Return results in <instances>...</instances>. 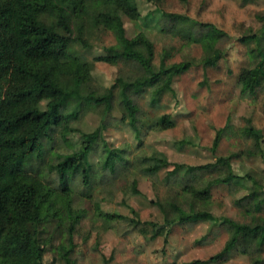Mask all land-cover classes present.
Instances as JSON below:
<instances>
[{"label":"rangeland","instance_id":"1","mask_svg":"<svg viewBox=\"0 0 264 264\" xmlns=\"http://www.w3.org/2000/svg\"><path fill=\"white\" fill-rule=\"evenodd\" d=\"M136 3L139 19L133 21L123 16L122 22L128 38L142 34L152 43V72L161 73L174 64H191L186 73L173 80L174 94H164L159 108H150L149 92L139 94L134 86L135 80L145 74L139 63L125 59L113 65L94 63L84 93L96 90L102 94L116 80L127 86L114 90L112 111L105 114L103 106L85 105L76 120L53 129L50 138L43 141L42 159L36 158L27 168L38 173L44 183L57 186L58 179L50 166L60 156L76 151L82 134L104 127L89 156L90 185L84 186L79 174L67 183L73 190L72 206L83 212L73 238L76 264H184L221 253L233 238L236 247L212 264L263 262L264 251L259 248L262 225L256 218L244 216L236 205L247 193L249 183L244 187L234 181L220 183L229 176L225 166H210L189 175L174 174L172 167L157 168L155 159L161 153L173 164L204 166L214 164L218 156L227 157L235 175L249 174L264 185V84L247 98L240 95L237 85L240 72L254 64L247 54L248 47L240 40L260 34L262 24L258 16L264 15V0ZM199 24H209L228 36L209 49L214 55L208 65L203 64L207 55L205 42L188 40L189 35L200 38L207 34L208 29ZM77 36L76 33L74 37ZM82 37L91 47L87 50L76 41L68 49L73 57L90 63L94 58L115 54L116 41L111 32L99 28L91 32L88 28ZM254 47L252 42L250 48ZM166 79L167 75L161 76L160 82ZM123 96L139 108V138L126 126L128 118L123 119ZM37 97L44 106V94ZM160 115H168L174 127L162 130L154 125ZM247 126L260 131L259 146L245 137L243 130ZM221 130L213 153V142ZM115 151L128 162L126 168L107 167L109 154ZM133 180L137 182V195L131 192ZM187 184L199 191L207 189L210 201L185 202L182 190ZM86 194L91 197L82 196ZM169 204L181 206L188 215L207 212L217 221L175 223L163 227L164 234L157 235ZM136 219L140 225H135ZM55 223L47 222L44 226L42 264H64L57 248L65 237Z\"/></svg>","mask_w":264,"mask_h":264},{"label":"trees","instance_id":"2","mask_svg":"<svg viewBox=\"0 0 264 264\" xmlns=\"http://www.w3.org/2000/svg\"><path fill=\"white\" fill-rule=\"evenodd\" d=\"M160 4L162 0H145ZM185 2L186 0H179ZM138 20L140 12L136 0H0V264H42L45 252L43 240L44 226L55 221L65 237L57 248V255L64 264H76L73 241L75 230L83 217V212L75 209L73 190L67 186L76 174L82 178L84 186L90 185L91 167L89 156L102 137L103 126L80 136L76 151L59 157L50 166L55 173L58 185L51 187L44 183L40 175L31 172L28 165L43 157V141L50 138L53 129L63 122L76 120L85 105L103 106L109 114L114 106V90L127 86L121 80L99 93L84 89L91 80L92 66L96 62L115 64L119 59L136 61L145 74L135 80L139 94L148 91V106L158 109L164 94H174L173 80L186 73L191 64H174L161 73L152 72L149 61L153 55L152 43L142 34L128 38L122 17ZM183 21L186 19L180 17ZM261 22L260 34L244 36L241 43L248 47L247 54L253 65L243 69L237 78L240 95L253 96L264 84V15L258 16ZM208 29L206 35L188 40L203 42L205 53L203 64L208 65L214 54L209 53L214 44L228 37L223 31L209 24H199ZM102 29L112 33L116 41L113 56L94 58L92 62L82 61L68 53L69 47L79 41L85 49L91 45L82 37L85 29ZM79 34L75 38V34ZM207 42V43H206ZM210 42V44H208ZM254 42L255 47L250 48ZM207 49V50H206ZM212 50V49H211ZM167 79L161 83L160 77ZM44 94L46 101L41 106L37 94ZM126 126L139 138L136 113L139 110L127 97L121 100ZM168 115L156 117L154 125L166 130L174 127ZM213 142L211 151L217 150L220 134ZM246 138L259 146L260 131L252 126L244 128ZM137 134V136H136ZM157 168L172 167L174 174L189 175L210 166H225L229 171L227 179L220 183L234 181L247 186V193L240 197L236 205L244 216L256 218L262 225V239L259 243L264 251V185L251 175L237 176L231 169L227 157H216L211 165L190 166L170 163L159 153L155 159ZM128 165L118 152H110L107 167ZM127 176V175H126ZM184 201L196 200L207 204L211 195L206 190L199 191L192 185L183 188ZM133 195L139 194L137 182H131ZM90 198V194L82 195ZM188 204V205H189ZM190 207V206H189ZM170 216L172 218H170ZM215 223L216 218L207 212L188 215L181 206L169 204L164 225L157 232L164 234L163 227L175 223ZM135 225H140L136 219ZM163 229V230H162ZM236 247L235 239L229 240L223 251L207 260H193L184 264H212L221 260L222 254ZM258 264H264L259 262Z\"/></svg>","mask_w":264,"mask_h":264}]
</instances>
